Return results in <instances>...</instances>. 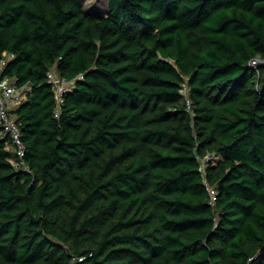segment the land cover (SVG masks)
Here are the masks:
<instances>
[{"label":"trees","instance_id":"1","mask_svg":"<svg viewBox=\"0 0 264 264\" xmlns=\"http://www.w3.org/2000/svg\"><path fill=\"white\" fill-rule=\"evenodd\" d=\"M107 1L0 0V264H264V0Z\"/></svg>","mask_w":264,"mask_h":264},{"label":"built area","instance_id":"2","mask_svg":"<svg viewBox=\"0 0 264 264\" xmlns=\"http://www.w3.org/2000/svg\"><path fill=\"white\" fill-rule=\"evenodd\" d=\"M14 57L15 55L13 53L6 52L0 59V123L3 125L4 133H9L12 137L15 151L13 162L16 166H23L25 165V145L22 140L20 127L12 116L11 109L16 103L18 105L25 95H27L29 85L26 84L22 87H18L15 79L8 76L1 77L2 70L7 65V62ZM49 82L53 85L55 98L60 108L61 104L64 102V95L70 90L72 83L70 80L58 78L53 71L49 73ZM183 94L189 104L190 100L187 88L183 90ZM59 108L57 109L56 116L59 115ZM211 193L215 195L214 191H211Z\"/></svg>","mask_w":264,"mask_h":264},{"label":"rangeland","instance_id":"3","mask_svg":"<svg viewBox=\"0 0 264 264\" xmlns=\"http://www.w3.org/2000/svg\"><path fill=\"white\" fill-rule=\"evenodd\" d=\"M85 6L86 7H90L93 5H98L101 6L102 11H104V13H106L108 11V1L107 0H85ZM17 105V103L15 104V106Z\"/></svg>","mask_w":264,"mask_h":264},{"label":"clouds","instance_id":"4","mask_svg":"<svg viewBox=\"0 0 264 264\" xmlns=\"http://www.w3.org/2000/svg\"><path fill=\"white\" fill-rule=\"evenodd\" d=\"M6 53V52H5ZM4 53V54H5ZM3 57V54H2V56H1V58ZM53 72H54V70H53ZM184 98L186 99V97L184 96ZM187 100V99H186ZM188 103V102H187ZM13 159H14V156L12 157V162H13ZM14 163V162H13ZM15 164V163H14ZM19 167H22V166H19ZM23 167H24V169H26V170H28L29 171V169L27 168V166L26 165H23ZM211 191H214V190H211L210 189V193H211ZM215 193H216V191H214ZM211 195H212V199L214 200L216 197H215V195H213L212 193H211ZM214 196V197H213Z\"/></svg>","mask_w":264,"mask_h":264}]
</instances>
